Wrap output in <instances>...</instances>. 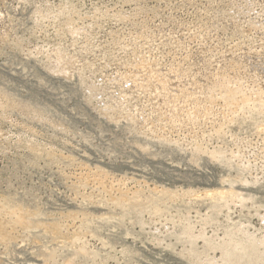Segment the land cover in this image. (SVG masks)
Segmentation results:
<instances>
[{
    "label": "rangeland",
    "instance_id": "obj_1",
    "mask_svg": "<svg viewBox=\"0 0 264 264\" xmlns=\"http://www.w3.org/2000/svg\"><path fill=\"white\" fill-rule=\"evenodd\" d=\"M0 264H264V0H0Z\"/></svg>",
    "mask_w": 264,
    "mask_h": 264
}]
</instances>
